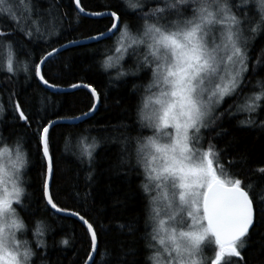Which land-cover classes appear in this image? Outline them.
<instances>
[{"label": "snow or ice", "instance_id": "1", "mask_svg": "<svg viewBox=\"0 0 264 264\" xmlns=\"http://www.w3.org/2000/svg\"><path fill=\"white\" fill-rule=\"evenodd\" d=\"M251 0H141L140 3L117 10L88 13V15L105 16L109 18V26L104 31L89 39H117L100 62L105 70L117 66L122 67L121 60L132 45L145 44L149 50L138 61L135 75L141 69H147L152 79L146 90H158L155 96V107L151 115H146L144 107H138L137 117L142 127L151 128L154 135L160 129H167L164 137L166 143H158L153 136L145 137L147 144L155 150L151 155L149 166L145 162V171L149 181H157V191L161 186H169L173 199L168 201L167 208L169 224L163 219L158 221V227L153 228L151 238L158 239L162 246L153 248L149 257L153 264H161V255L165 257L164 264H233V261L243 259L242 251L251 230L258 222L257 202L250 193L251 185L242 178V171L236 168L235 159H225L226 149H221L213 141L227 134V129L214 131L218 121L232 112V105L225 112H219L226 98H232L245 87L246 75L255 71L258 66H264V49L252 64L250 39L264 32V0H256L257 13L251 15L245 12V7ZM21 0H0V19H8L11 30L0 28V51L6 53L0 60V67L8 73H15L20 61L17 59L14 42L11 37L17 32L32 37L33 33L41 34V24L44 15L32 6L31 14L25 11L23 27L17 5ZM78 13H85L81 0H74ZM163 3L164 6H160ZM155 4V7H148ZM148 8L147 11H144ZM191 9L188 14V9ZM48 14L50 10H47ZM131 12L138 14L143 20L141 28L132 33L130 25L123 16ZM175 16V19L171 17ZM257 16L259 17L257 19ZM35 17V19H33ZM150 19L155 20L149 23ZM15 25V27H12ZM139 37V38H137ZM130 41V43H128ZM18 44L19 42H15ZM75 43V41H69ZM60 49L51 51L29 63H24L25 71L48 87L44 66ZM114 51L117 55L108 54ZM31 54L29 53V56ZM226 69V71H224ZM127 75L124 71L117 72V78ZM71 87H87L96 101L100 96L90 84ZM136 87L135 85L133 86ZM9 97L13 110V119L22 121L25 127L35 128L32 135L45 162L42 173V192L46 204L58 212L70 210L58 206L54 202L51 182L54 177L53 158L49 151L50 128L56 123L45 118L36 119V114L24 107L23 100H13ZM237 112L247 113L246 120L239 121L240 125L254 126L258 116L264 110V81L257 80L253 90L245 94L241 103L235 105ZM95 105L92 106L94 110ZM4 111L0 105V114ZM219 112V115L217 113ZM87 115V113H83ZM147 121V124H145ZM264 128V121H260ZM174 129V135L172 130ZM208 138L205 133L213 132ZM139 141V138H137ZM94 146V145H93ZM3 152H11L5 147ZM91 157V152L88 153ZM140 149L137 150V163H140ZM28 154L21 150L19 139L15 146V161L11 177V190L6 186L5 172L0 166V264H32L36 255L31 242L21 241L19 235H26L28 226L19 216L16 207L24 208L22 196L25 189L20 186V171L27 166ZM225 169L229 177L224 178ZM264 177V166L255 169ZM91 178V177H89ZM146 193L149 185H142ZM15 201L16 207H13ZM155 197L150 204L155 205ZM150 219H156L160 209L152 207ZM79 217L87 226L90 234L91 252L88 260L95 264L94 253L97 249V232L93 224L79 212H71ZM259 220L264 221V207L259 208ZM44 221L37 220L33 224L32 234L36 237V248L46 249L42 239ZM122 227V226H121ZM163 232L165 235L157 236ZM61 244L69 241L62 239ZM213 247L214 254L206 256L208 245ZM87 264V262H86Z\"/></svg>", "mask_w": 264, "mask_h": 264}, {"label": "trees", "instance_id": "2", "mask_svg": "<svg viewBox=\"0 0 264 264\" xmlns=\"http://www.w3.org/2000/svg\"><path fill=\"white\" fill-rule=\"evenodd\" d=\"M140 2L81 0V5L86 12L95 13ZM234 2L240 3L241 0ZM26 3L40 10L45 19L41 24V34L34 32L32 37H28L17 32L11 37L20 61L15 73H8L0 67V105L4 108L0 114V149H15L19 139L21 150L28 154L27 166L21 171V187L25 189L21 198L24 208L16 207L15 202L13 206L28 226L27 234L21 236L31 242L36 252L32 264H85L92 251L87 227L78 218L60 214L46 204L42 192L45 162L32 135L36 125L33 123L32 128H27L22 121L13 119L9 97L18 93L12 99H22L24 107L36 114L37 120L45 118V123L49 119H71L89 112L95 98L88 89L79 88L69 92L51 90L22 66L27 62L31 68L33 61L38 62L52 48L69 41L96 36L109 26V18H91L78 13L74 0H26ZM155 6L148 4V7ZM18 11L22 12H19L20 19H25L23 9L20 7ZM31 11L27 12L31 14ZM187 11L190 14L191 9ZM244 11L256 15V0H251ZM137 16L131 12L123 16L133 34L144 23ZM171 18L175 19V16ZM148 22L154 23L155 20ZM10 23L8 19H0V28L11 30ZM20 26L23 27L22 21ZM116 38L112 36L111 39L69 47L49 59L44 66L45 78L50 84L62 88L73 84H90L100 96L99 108L92 116L77 123H56L50 128L49 151L54 167L51 191L58 206L69 209V212H79L93 224L98 237L95 264H153L149 257L153 255L151 234L156 224L154 219H150V201L156 192L149 186L146 193L142 185H149L145 171L148 152H145L144 138L154 133L151 128L142 127L137 117L138 107L144 105L146 96L152 91L146 90L152 74L147 69H141L133 75L138 61L149 50L147 42L145 45H132L124 53L122 67L105 70L100 62ZM17 41L18 44L15 43ZM250 48L252 64H255L256 57L264 49V32L251 39ZM0 54L1 59L3 53ZM108 54L116 56L114 51ZM118 71H124L127 75L117 78ZM257 80L264 81V66L250 71L241 92L225 99L219 112H225L232 105L235 115L226 114L217 122L219 127L214 130L227 129L226 135L213 142L219 148L226 149L225 159L237 161L232 171L243 172L242 178L251 185L250 193L259 202L258 222L246 240L243 259L238 264H264V221L259 220V208L264 207V177L255 171L257 167L264 166V128L260 127V121H264V110L253 117L257 120L256 125L247 126L240 125L239 121L246 120L248 114L237 112L235 107L242 102L245 94L253 90ZM214 131L205 135L211 138ZM138 149L140 163H137ZM224 178H230L228 169H225ZM37 220L44 221L41 227L46 249L36 248L32 228ZM62 239H67L69 243L61 244ZM213 254V247L208 246L205 255ZM233 264H237V261L234 260Z\"/></svg>", "mask_w": 264, "mask_h": 264}, {"label": "rangeland", "instance_id": "3", "mask_svg": "<svg viewBox=\"0 0 264 264\" xmlns=\"http://www.w3.org/2000/svg\"><path fill=\"white\" fill-rule=\"evenodd\" d=\"M20 7L23 9L24 12L32 10L31 4L26 3V0H21V3L17 5V10H19ZM19 12H21V11H19ZM23 20L24 19L21 20L22 23H23ZM250 41H251V39H250ZM146 42H150V41H146ZM128 43H130V41ZM0 53H3V52L0 51ZM5 55H6V53H3V57L0 60H3ZM0 56H1V54H0ZM22 69H24V66H22ZM224 71H226V69H224ZM156 95H158V90L153 89L151 91L150 95L146 96V98H145L146 100L144 103V105H146V107H144V111H145L146 115H151V113L153 112L154 107H155V96ZM172 134L174 135V129L172 130ZM166 135H167V129H160L157 134L151 135V136H153V138L156 139L158 143H166L167 141H166V139H164V137ZM144 143H146L145 144V152L146 153L148 152L147 162L149 163L150 167L155 166V163L151 162V155L154 154L155 150L152 148L151 145L147 144V141H145ZM2 149H4V147ZM9 149L11 150L10 153L9 152H3V154H0V166L3 167L4 172H5L6 186L9 188V190H11V177H12V174L14 171L13 170V163L15 161V149L10 148V147H9ZM21 171H20V178H21ZM157 184H158L157 181H154V180L149 181V186L152 188L151 190H154L156 192L155 193L156 195H154L156 203H155V205L152 204V207L155 206V207L160 209V214L158 215V217H156V219H154L155 224H156L155 227H158V221L160 219L165 220L166 226L171 227L172 225H170L169 221H168V214L170 213L171 209L167 208V204H168L169 200L173 199V193H172L171 188L169 186H161L159 188V191H157ZM20 186H21V184H20ZM163 235H165V233H163V232H160L157 234L158 237L163 236ZM19 239L21 241L24 240L21 235H19ZM153 245H155L157 248H159L158 239L153 242ZM208 246H212V245L209 244ZM161 247L162 246H160V248ZM152 251H153V248H152ZM164 259H165V257L163 255H161V264H164Z\"/></svg>", "mask_w": 264, "mask_h": 264}, {"label": "water", "instance_id": "4", "mask_svg": "<svg viewBox=\"0 0 264 264\" xmlns=\"http://www.w3.org/2000/svg\"><path fill=\"white\" fill-rule=\"evenodd\" d=\"M82 14H84V15H88V13L87 12H85V13H82ZM88 16H94V17H97V16H95V15H88ZM101 39H103V38H101ZM100 40V39H99ZM95 41H98V40H96V39H82V40H79V41H76L75 43H67V44H65V45H63V46H61L60 48H58V49H60L59 50V52H61V51H63V50H65V49H67V48H69V47H72V46H75V45H80V44H87V43H91V42H95ZM58 52V53H59ZM57 54V53H56ZM55 55V54H54ZM49 88H51V89H53V90H59V91H66V92H69V91H73V90H75V89H78V88H82V87H76V88H73V87H70V88H56V87H49ZM84 88H87V87H84ZM90 91H91V89L90 88H88ZM99 106V101H96V103H95V109L91 112V113H89V114H87V115H83V116H80V117H78V118H75V119H63V120H54V121H56V123H60V122H68V123H70V122H77V121H80V120H83V119H85L86 117H88V116H90L96 109H97V107ZM55 123V124H56ZM54 124V125H55ZM55 210V209H54ZM61 213H64V212H61ZM68 215H71L70 213L68 214ZM73 216H75V215H73ZM77 217V216H76ZM79 218V217H78ZM83 222V221H82ZM97 245H98V241H97ZM96 252H97V249H96V251L94 252V253H92V255L94 256V259H95V256H96ZM86 264V263H85ZM87 264H92V262L91 261H87Z\"/></svg>", "mask_w": 264, "mask_h": 264}, {"label": "bare ground", "instance_id": "5", "mask_svg": "<svg viewBox=\"0 0 264 264\" xmlns=\"http://www.w3.org/2000/svg\"><path fill=\"white\" fill-rule=\"evenodd\" d=\"M86 12V11H85ZM87 13H89V12H87ZM104 13H107V12H104ZM82 14V13H81ZM82 15H84V14H82ZM84 16H87V17H91V18H102V17H106L107 15H105V16H97V17H94V16H88V15H84ZM85 39H88V38H85ZM104 39V38H103ZM100 40H102V39H100ZM99 41V40H98ZM67 44V43H66ZM63 45H65V44H63ZM63 45H61V46H63ZM61 46H59L58 48H60ZM62 52V51H61ZM61 52H59V53H61ZM59 53H57V54H55V55H53L52 57H54V56H56V55H58ZM51 57V58H52ZM50 58V59H51ZM42 83V82H41ZM43 84V83H42ZM44 85V84H43ZM77 85H80V84H77ZM83 85H87V84H83ZM44 86H46V85H44ZM47 88H49L48 86H46ZM71 86H69V87H65V88H70ZM56 88H62V87H56ZM82 88H84V87H82ZM49 89H51V88H49ZM79 89V88H78ZM86 89H88V88H86ZM51 90H53V89H51ZM76 90V89H75ZM89 90V89H88ZM54 91H59V90H54ZM74 91V90H73ZM90 91V90H89ZM60 92H66V91H60ZM91 92V91H90ZM95 103H96V100H95ZM99 104H100V99H99ZM95 105V104H94ZM99 108V106L97 107V109ZM97 109L90 115V116H92L96 111H97ZM93 110H90L89 112H87V114H89V113H91ZM80 116H83V115H80ZM80 116H78V117H80ZM90 116H88V117H90ZM78 117H76V118H78ZM88 117H86V118H88ZM85 118V119H86ZM71 119H75V118H71ZM84 120V119H83ZM80 121H82V120H80ZM80 121H77V122H80ZM77 122H70V123H77ZM54 210V209H53ZM54 211H56V210H54ZM56 212H58V211H56ZM58 213H60V214H63V215H66V216H72V217H75V218H78V217H76V216H73V215H68L69 213H71V212H64V213H61V212H58ZM79 219V218H78ZM80 220V219H79ZM81 221V220H80ZM82 222V221H81ZM83 223V222H82ZM84 224V223H83ZM85 225V224H84ZM86 226V225H85ZM87 227V226H86ZM98 241V240H97ZM97 248H98V245H97ZM88 261V260H87Z\"/></svg>", "mask_w": 264, "mask_h": 264}]
</instances>
